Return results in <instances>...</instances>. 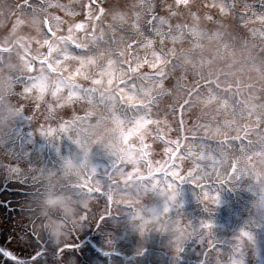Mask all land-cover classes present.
Wrapping results in <instances>:
<instances>
[{
  "label": "snow or ice",
  "instance_id": "6c2138e0",
  "mask_svg": "<svg viewBox=\"0 0 264 264\" xmlns=\"http://www.w3.org/2000/svg\"><path fill=\"white\" fill-rule=\"evenodd\" d=\"M180 6L192 7L189 0H174L167 5L168 14L159 15L156 11L159 4L154 0H142L139 6H125L119 0H87L81 5L83 16L80 17L71 3L60 0H20L16 3L10 35L0 37V69H8V82L19 89V97L34 99L37 111L42 108L41 102L47 107L37 137L32 125L34 114L26 115L23 105L18 106V119L4 145L16 148L21 158L28 156L29 162L32 157L39 156L43 162L53 165L73 153L70 147L66 156L61 141L66 139L74 147L79 146L77 155L82 156L85 168L72 187L86 192L89 200L106 198V206L102 212L88 210L89 205L83 208V214L68 235L80 233L88 225L103 226L115 213L113 205L117 210L124 209L120 205H127L130 209L127 215L130 220L134 219L137 214L132 211L133 195L144 199L163 195L165 213L175 212L187 217V224L175 243L177 256L185 243L193 240L206 245L210 251L217 247L226 249L228 264H251L247 260L251 251H246L244 240H253V233L241 229L239 235L232 238L231 247L228 242L217 244L220 237L215 233L213 219L186 215L180 193L181 185L190 184L197 190L204 210L212 213L220 202L219 191H213V186L218 188L245 174L246 166L239 161L230 162L229 167L222 165L230 159L236 141L240 142L241 148L250 144V133L246 128H240L242 134L235 137L221 134L220 129L229 124L225 120L223 124L216 121L214 125L216 134L222 137L219 140L209 135L210 124L189 128L191 139L187 135L170 139V122L154 115L161 99L172 96L174 89L178 90L183 95L176 97L169 109L175 114L179 107V123L183 130L185 111L197 103L208 105L213 102L217 108L227 109L229 99L220 97L218 90L234 95L231 85L222 82L223 73L213 74L211 68L207 73L204 71L205 64L212 65L211 59H200L199 65L191 55L180 60L178 51L182 50L177 49L176 44L182 42L187 33L191 34L187 38L191 39L193 47L200 46L197 25L172 23L171 18L180 14ZM124 7L129 11L122 10ZM211 7L231 13L235 4L221 0ZM52 8H62L70 16L80 18L66 21L50 11ZM249 8L245 4L244 12ZM188 15L197 16V13L189 11ZM107 16L119 19L121 23H109L105 19ZM236 16L247 24V15L238 11ZM205 17L213 19L211 14H205ZM258 18L264 21V15ZM25 27L34 29L35 35H22ZM255 35L264 41V31ZM49 94L53 98L51 103L46 100ZM66 105L73 106L71 119L59 118L60 122L53 127L48 121L55 122L58 109ZM76 105L86 108L83 115L79 114ZM255 130L260 131L258 127ZM157 141L166 145L160 159L154 158L153 144ZM42 143L44 147L39 146ZM186 160L192 161L187 170L184 167ZM202 161H211V171ZM138 227L141 231L146 230L143 223ZM39 229L32 221V227L24 233L26 246L31 247L35 242L30 239V233L35 235L36 241L42 239V224ZM43 244L46 250L35 251L27 259L2 247L0 255L15 264H82L77 252L78 243L64 240L54 243L47 236ZM203 255L205 258L200 264H211L206 251Z\"/></svg>",
  "mask_w": 264,
  "mask_h": 264
},
{
  "label": "rangeland",
  "instance_id": "374dc122",
  "mask_svg": "<svg viewBox=\"0 0 264 264\" xmlns=\"http://www.w3.org/2000/svg\"><path fill=\"white\" fill-rule=\"evenodd\" d=\"M232 1L235 4V9L231 13L222 12L219 7H211V5L213 4L221 3V0H189L190 5L192 6L191 9L186 8L184 6H180L179 8L180 14L178 16H173L171 18L172 23L176 24V23L187 22V24L190 23V25H197L200 29L199 39L205 40V41L203 40L204 42L200 44L199 47H193L191 39L187 38L188 36L191 35L189 33L190 35H186V38L182 42L177 41L176 44L177 49L182 50V51H178V56L181 61L184 60L185 55H191L194 61H196L197 65H199L200 59L217 60L221 54L220 49L222 48V46L220 45V47H218L217 49L215 45L216 42L214 41L215 39L210 38V36L211 35L214 36L215 31L217 32V35H220L221 28L229 29L227 30L226 35H229L228 31L232 33H237L236 39H238V43L240 44L238 46L239 50L245 47L242 46L241 40L245 41L248 44V46L250 45L249 44L250 40L247 41L248 39L244 38L250 34L251 35L248 38L254 36L256 38L255 43L259 44L258 46H260V44H262L261 47L264 46V41L260 40L255 35V33L258 31H264V21L258 18L260 15H264V0H232ZM60 2L65 4L71 3L75 7L76 11L80 13V17H82L83 13L80 11L81 5L86 4L87 0H60ZM119 2L125 6L133 5V4L139 6L142 0H119ZM227 2L229 3L230 1L227 0ZM154 3L159 4V7L156 9L159 15H167L168 14L167 5L174 3V0H154ZM245 4H248L250 6L247 12H244L243 9V6ZM11 5H12V0H0V37H3L5 35H10L9 28L11 22H14V18L8 19L6 16L2 15L1 13H3L5 8L6 9L10 8ZM122 10L129 11L127 7H124ZM176 10L177 9H173V11ZM50 11L55 12L57 15L62 16L66 21L80 18V17L70 16L62 8L60 9L52 8L50 9ZM189 11L193 13H197V16L188 15ZM238 11L247 16L248 15L250 16V17L248 16L249 20L247 24L236 16V12ZM205 14L213 15V19L212 20L206 19ZM105 19L109 23H113V24L121 23L119 19H113L112 16H107ZM225 20H229V21H225ZM29 23L31 22L29 21ZM230 27L232 28L230 29ZM21 34L35 35V30L25 27ZM243 34L245 35L247 34V35L244 36ZM222 39H219L220 42L223 41ZM226 40L229 41L228 39ZM168 43H169V47H171V41H169ZM203 47L209 49V52L206 50L199 53L200 50H203ZM250 48L252 47L250 46ZM211 52H214L213 55H211ZM227 53H229V50H227ZM247 61L251 62L250 65H252V67H249L248 69H244V68L241 69V66H239V64L237 63L236 65L237 70L241 73H244L243 69L246 70L247 71L246 73H248L250 76L249 79L251 80V82L256 83L258 81L261 84V86H263L264 58L261 60L260 65H258L259 57L256 60V62H253L251 60H247ZM14 62L16 61L14 60ZM224 63L225 62H223V64ZM204 67L205 68L208 67L207 64H205ZM232 81H233L232 79H229L231 85H233ZM86 83H90V82H86ZM234 85L236 86L237 82H235ZM253 89L254 88H252L251 92L253 94L256 93L258 97V95L260 94H258L257 91ZM234 90L235 93L236 94L239 93L240 96L244 94L242 90L241 91L239 90L238 93L236 89ZM17 91H19V89ZM217 94L220 97H227L229 99V107L235 109V111L237 110V108H239L238 105L239 101H237L236 98L233 97V95H230L229 93H225L219 90ZM180 95L183 94L178 90L174 89L172 96H168V95L165 96L167 103H169L168 108L169 105H173L175 103L176 97ZM14 99L17 101L18 106L23 105V107L26 109V115L34 114V116L35 115L37 116V119L38 116L40 117L39 120H37V122H35L34 125L32 121V125L36 128L37 131V137H39V124L44 123L43 120V116L45 115L44 108L47 107V104L41 102L42 108L39 111H37L35 109L34 103H36V101L34 99L26 100L24 97H19V96L15 97ZM259 99L260 98L256 100H252L249 104L250 108H247L250 114H252L251 116L253 117V118L252 117L248 118L249 115H245L246 119L244 118L243 121L245 123L244 125L247 128H251V127L254 128L252 120L255 119L256 117H259L258 119L261 120L264 125V104L263 103L261 104ZM46 100L49 103L53 102V98L50 96V94L46 96ZM165 103H160V106L154 112V115L160 118L162 121L165 118L168 121L170 120V126L172 128L170 133H168V135L170 139H175L177 137L176 133H174L176 132V130H174L175 119L171 114H168V110L165 107L166 106ZM216 107L217 105L215 102L210 103L208 105L197 103L195 107H193L191 110H188L190 112L187 111L184 112L185 126L190 127L194 124H198L196 120L199 119V125L200 124L211 125L209 135L214 136L215 138L221 136L216 134V129L214 126L216 122H212L213 116L217 114ZM76 108L79 109L80 115H83L84 111L86 110V108L81 107L80 105H76ZM242 111L243 114H247V111L245 109H243ZM190 113L191 115L190 117H188L187 115ZM72 114H73V106L66 105L64 108L58 109V113H57L58 118L55 120V122L48 121V123L52 124L53 127H56V125L60 122L59 118L68 120L71 119ZM254 114H256L257 116H255ZM238 116H240L239 112L237 114V117L231 115L229 120L227 118V120L232 124L229 123V125L222 127L221 129L224 131L221 132L220 130L221 134H225V132L231 133L233 131L230 129V127H232L231 125L236 126L239 123L240 120ZM25 127H27V123H25ZM239 127H237L236 129L237 131H239L240 129ZM28 130L31 129L29 128ZM248 132H252L255 136L256 131L254 129H251ZM39 146L44 147V144L42 143ZM61 146L63 147L65 154L68 153L70 147L74 149V145H72L71 142L67 141L66 139L64 141H61ZM165 147L166 145L163 144V142L161 141H157L155 144H153V148L155 149V156H154L155 159L161 158L163 154V149ZM15 151H16L15 148L11 146L6 147L5 145L4 146L0 145V190L2 187L5 188L4 190H1L3 192L0 193V199L3 201V203L0 204V247L12 251L14 255H17L22 259H27L31 255L35 254V251H39V250L41 251L42 249L46 250V246L43 244V239H46L47 237V233L45 232V230L42 233V239L40 241L35 240V235L31 233L29 234L30 239L32 241H35L31 247L26 246L23 243V241H24V233L32 227V221L36 222L37 230L38 231L40 230L39 226L41 224V218L37 215L36 195H34V193H36L37 189L39 188L38 181H42L43 176L50 173V171L52 172L53 168L51 167L52 164H47L46 162H43L42 158L39 156L32 157L31 162H29V157L25 156L23 157L24 158L23 161H19L15 163V156H14ZM40 162L42 163L43 168L41 167ZM60 163H61L60 161H57L55 164H58L59 167ZM186 166L191 167L192 161L191 163H186V164L184 163L185 170H187ZM128 169L129 171L131 170V165L128 166ZM13 170H18V171H13ZM208 170L211 171L210 165ZM33 177H35V180L33 179ZM5 179H9L8 183L6 182L3 183ZM17 179L24 182L26 181L31 184L30 185L21 184ZM117 179H119V177H117ZM1 183H3V185ZM121 183H123V181H121ZM182 189L183 191H181L180 193H181V200L183 201V203H185L187 200L191 201L192 199L195 198V197L193 198V193L191 192L192 190L190 189L188 190V188H182ZM236 195L238 196V194ZM162 196L156 197L154 198V200L153 198L149 199L151 202L150 205L152 208L151 207L150 208L152 212H149V214L148 213L143 214L138 210L136 212H139V214L135 216L134 219L131 220L127 215V211H124V209L117 210V206L113 205V207L116 210L114 211L115 217L114 216L110 217V219L104 223L105 226L97 227L94 224L88 225L85 226L80 233H76L77 234L76 237L78 239H74V235L71 233L67 235L63 240L66 243H78L79 247L77 248V252L80 254L82 264H105L106 258L100 255V252L97 249L95 250V248L92 247V246H96V244L94 243H97L104 251L112 250V249L121 251L122 248L127 247L128 245H130L129 250H131L129 252H133V251L138 252L140 247L142 245L144 246L145 244L151 247L149 252H146L148 256L134 255L133 257L128 258L126 262L122 261V259L118 257L116 258V256L114 257L111 256L112 257L111 264H147L148 261H150V264H189V262H191L190 264H199V261L204 259L203 257L200 256L199 253L203 247V245H201L199 241H197L195 245L191 244L188 247L186 246L183 249V251L180 253V255L177 256L175 250V243L177 241V238L181 235V231L184 225L187 224V217L182 215L177 216L178 214H176L175 212L165 213L163 211L165 198L164 197L162 198ZM237 198H239V201L242 200L241 196H238ZM117 199H119V197H117ZM133 199L136 201L141 200V198H137L134 195H133ZM254 201L255 198L253 199V202ZM235 204L236 203H234V205ZM254 205L255 204H253L251 208L247 207L246 210L243 211L247 218V220L244 221V225L237 228L238 230L234 233V236L231 237V235H229V237L225 239V242H228V245L230 247H231L232 238L238 236L241 229H246L248 231L251 230L250 229L251 227H249V223L252 220L248 218L249 216H251V214H249L250 212L251 213L252 211L259 212L260 213L259 220L261 221L260 225L264 226V210ZM15 206L21 207L23 209L22 210L14 209L13 207ZM105 206H106V202L104 198L98 197L89 201L88 210L96 209L102 212ZM221 206L226 209V213L221 216L217 215V217L212 218L216 226L215 227L216 235H220V234L223 235L227 227L231 226L230 225L231 222H229L231 216L230 212L237 214L238 216L239 215L241 216V214L239 213L240 209L238 207L235 206L231 207L229 206V204H226L221 200L219 204L215 206L213 212L208 213V216L216 213L218 214L219 213L218 209ZM119 207H121V205ZM183 211L186 215L190 217L209 218L207 214L203 212L192 213L190 211L191 213L190 214L189 211L184 206H183ZM163 213H165L164 216H167V218H164V220H166V225H165L166 229L164 230L167 237L161 238L157 241V238H159L160 236L159 232L162 231L160 229L161 226L159 219L160 217L163 216ZM81 214H83V212H81ZM171 216H174L175 218H172ZM141 223L145 224L146 230L141 231V229L138 227V225ZM107 225L118 227V230L117 231L108 230L110 227H108ZM91 231H93L92 232L93 237L90 236ZM251 232L253 233L254 239L244 240V244L246 245V251H251V254L247 256V260L251 261V264H264V254H262L264 253V243L262 246H260L259 243L261 241H264V235L262 238H260V236L259 237L255 236L256 232L254 230H251ZM87 233H89L90 235L86 237L87 239H83L85 235L87 236ZM256 238L259 239L255 240ZM152 245L155 249H152ZM257 245L258 247H256ZM159 248H163L164 250H158ZM80 249H83V252H80ZM164 252H167L166 253L167 255H164ZM228 255L229 253L226 251V249L219 247L217 249H214L213 252H209L206 255V257L211 262V264H228V261L226 260V257ZM45 258H49V257H45ZM56 259L58 260L59 257H57ZM5 261H8V264H15V262L9 260V258L0 255V264H4Z\"/></svg>",
  "mask_w": 264,
  "mask_h": 264
},
{
  "label": "clouds",
  "instance_id": "9594fccd",
  "mask_svg": "<svg viewBox=\"0 0 264 264\" xmlns=\"http://www.w3.org/2000/svg\"><path fill=\"white\" fill-rule=\"evenodd\" d=\"M13 63H15L13 61ZM8 69H0V145L7 143L18 119V104L14 99L19 95L8 82ZM79 146L74 147L71 156L61 161L60 166L43 176L36 192L37 215L47 236L59 243L79 220L81 210L89 205L84 191H76L72 185L83 174L85 161L78 156ZM255 197L254 204L264 210V184L248 189Z\"/></svg>",
  "mask_w": 264,
  "mask_h": 264
}]
</instances>
